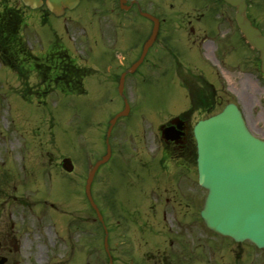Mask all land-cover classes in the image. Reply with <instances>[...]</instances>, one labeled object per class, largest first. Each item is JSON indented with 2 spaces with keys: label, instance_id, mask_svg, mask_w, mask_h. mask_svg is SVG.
<instances>
[{
  "label": "flooded vegetation",
  "instance_id": "obj_1",
  "mask_svg": "<svg viewBox=\"0 0 264 264\" xmlns=\"http://www.w3.org/2000/svg\"><path fill=\"white\" fill-rule=\"evenodd\" d=\"M189 2L181 5L184 8L189 4V8L200 13L176 27L186 33L177 38L173 37L171 22L163 17L167 15V6L174 7L172 0H127L123 5L119 0H80L74 10H66L62 16L42 9L38 16L41 22L48 23L52 16L56 19V42L53 50L46 53V57L53 52L56 54V78L47 81L56 85V90L72 96L88 94L92 89L102 102L86 119L84 130L85 162L89 168L109 152L108 160L97 170L95 183L98 175L105 171L102 182L110 187L106 177L113 173L111 167L116 166L117 174L122 175L127 171L119 167L123 163L134 166L138 184L149 175L150 184L141 186L139 207L132 214L135 216L139 211L140 217L145 218L143 223L136 224L139 233L153 221L158 234L145 241L149 244L148 253L138 258L143 256L144 260L149 254L150 259L145 261L149 264H264V249L247 242L248 247L242 253L244 259L237 261L238 247L244 243L223 238L205 226L199 210L204 203L205 190L199 183L194 133L200 120L235 103L241 108L251 132L264 139V125L259 123L264 116L261 54L240 33L235 8L230 6L232 13L228 22L232 35L227 42H222L217 36L218 30H212L214 25L221 24L218 19L220 0ZM247 2L248 17L264 35V18L258 19L252 12L251 0ZM82 7L87 8L82 10ZM140 10L158 19L157 36L147 47L155 22L144 18ZM110 12H117L118 19H112ZM129 13L143 17L149 29L138 25L133 36L117 34L125 24H136L123 17ZM206 14L213 20L205 19ZM81 23L87 25L76 39L71 29ZM203 24V34L197 35ZM214 32V37H210ZM210 38L212 48L206 52L204 40ZM223 49L229 53L227 60L220 58ZM137 62L141 63L126 75L123 95H120L122 75ZM221 67H226V71H221ZM141 88L162 90L167 94L164 115L157 117L149 110L138 112L139 105L133 95ZM121 112L126 115L117 119L109 134L110 121ZM76 132L74 130V141ZM154 135L160 140L157 147L155 141L147 142ZM43 156L46 163L40 165L39 179L49 173L50 180L56 182V154L50 151L42 154V159ZM64 159L58 167L62 168ZM124 186L129 189L131 184L127 182ZM111 188L115 187L111 185ZM106 193H110V189ZM118 196L123 199L127 194ZM51 206L54 214L48 208L47 211L56 220V206ZM28 207L36 215L33 206ZM20 240L17 239L13 248L7 235L0 236V257L7 258L6 264L13 263L10 256L13 251H21ZM189 249L199 253L192 255ZM33 262L39 263L37 258Z\"/></svg>",
  "mask_w": 264,
  "mask_h": 264
},
{
  "label": "rangeland",
  "instance_id": "obj_2",
  "mask_svg": "<svg viewBox=\"0 0 264 264\" xmlns=\"http://www.w3.org/2000/svg\"><path fill=\"white\" fill-rule=\"evenodd\" d=\"M193 1L172 0L174 7L167 6V15L163 17L171 22L173 37L186 35L184 30L181 33V29L176 27L199 15L200 12L189 8V4V7L184 8L181 5ZM13 3L20 7L22 5L21 0H13ZM251 4L253 14H257L258 19L264 18V0H251ZM86 8L82 7V10ZM231 13L230 7L220 5L218 19L221 24L218 29L220 36H227L225 42L232 34L228 23ZM39 14L40 10L35 11L33 19L27 14L24 26L25 36L37 54L50 49L56 40V19L52 18L44 25L37 19ZM204 18L213 20L208 14ZM125 19L130 22L134 20L136 24H125L118 29L119 35L133 36V30L138 25L149 29V23L136 13H129ZM204 24L198 29L197 35L203 34ZM85 25H73L71 30L74 38L79 39L78 36L85 31ZM212 30L216 31V25ZM206 41L204 47L210 52L211 43ZM220 58H229L225 49L220 52ZM17 70L0 61V236L7 235L8 241H11L8 243L13 248L17 239L21 238L23 244L21 251L10 254L12 264H109L104 242L105 229L86 200L84 184L88 173L82 157L86 150V119L102 102L97 100L92 89L88 94L79 96L61 94L56 90L49 96L45 95L47 93L39 94L37 91L44 84L43 78L38 79L23 72L20 74ZM50 74L56 78V72ZM133 97L139 105L138 112L149 110L157 117L164 115V101L167 99L164 91L141 88L134 92ZM74 130H77V141L73 139ZM152 138L147 141L148 144L155 141V147L159 146L156 135ZM50 151L56 154V182L50 180L49 173L39 179L40 165L46 163V157L42 159L41 155ZM77 154V159H74L76 169L72 174L58 167L62 158H76ZM119 167L127 171L120 175L116 172V166L111 167L113 173L106 177L110 187L103 184L102 174L106 176V172L102 171L92 188L94 200L110 232L109 250L114 264H149L145 262L150 259L149 254L144 256V260L143 256H138L148 253L149 244H145V241L158 232L151 221L150 225H146V230L139 233L136 224L143 223L145 218L140 217L139 211L135 216L132 212L139 207L137 201L141 186L150 184V177L145 175L138 184L131 163H123ZM127 182L131 184L129 189L124 186ZM111 185L115 188H111ZM109 189L110 193H106ZM121 194H127V197L120 199L118 195ZM24 201L31 203L26 205ZM52 204L56 206V220L49 213L52 212ZM28 206H33L36 215L29 211ZM247 247L246 243L238 247L237 261L244 259L242 253ZM189 252L192 255L199 253L195 249H189ZM35 257L39 263L33 262ZM137 258L138 262H134Z\"/></svg>",
  "mask_w": 264,
  "mask_h": 264
},
{
  "label": "water",
  "instance_id": "obj_3",
  "mask_svg": "<svg viewBox=\"0 0 264 264\" xmlns=\"http://www.w3.org/2000/svg\"><path fill=\"white\" fill-rule=\"evenodd\" d=\"M45 1L49 9L57 14L79 3V0ZM225 1L237 8L238 25L248 41L260 50L264 69V37L247 17L246 0ZM23 2L34 9L44 4V0ZM195 132L200 183L208 190L202 211L206 225L237 242L249 240L258 247H264V142L250 133L235 105L200 122ZM102 163L104 161L96 164L86 185L87 197L101 221L103 217L93 200L91 185ZM65 168L69 172L73 170L69 160ZM5 261L2 259L0 264Z\"/></svg>",
  "mask_w": 264,
  "mask_h": 264
},
{
  "label": "trees",
  "instance_id": "obj_4",
  "mask_svg": "<svg viewBox=\"0 0 264 264\" xmlns=\"http://www.w3.org/2000/svg\"><path fill=\"white\" fill-rule=\"evenodd\" d=\"M9 2L10 0H0V60L14 69L17 68L21 74L24 64L36 58L30 55L26 43L19 36L24 22L23 12ZM45 61V63H36L38 69L55 73L56 54L52 53Z\"/></svg>",
  "mask_w": 264,
  "mask_h": 264
},
{
  "label": "bare ground",
  "instance_id": "obj_5",
  "mask_svg": "<svg viewBox=\"0 0 264 264\" xmlns=\"http://www.w3.org/2000/svg\"><path fill=\"white\" fill-rule=\"evenodd\" d=\"M264 120V119H263Z\"/></svg>",
  "mask_w": 264,
  "mask_h": 264
}]
</instances>
